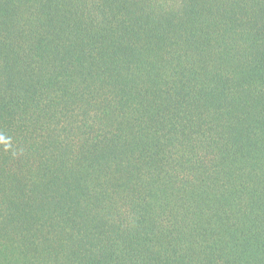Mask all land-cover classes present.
I'll list each match as a JSON object with an SVG mask.
<instances>
[{
  "label": "trees",
  "instance_id": "obj_1",
  "mask_svg": "<svg viewBox=\"0 0 264 264\" xmlns=\"http://www.w3.org/2000/svg\"><path fill=\"white\" fill-rule=\"evenodd\" d=\"M0 264H264V0H0Z\"/></svg>",
  "mask_w": 264,
  "mask_h": 264
}]
</instances>
